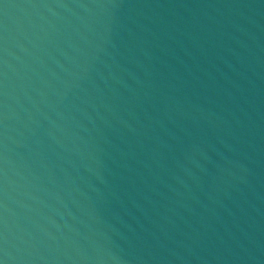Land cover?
I'll use <instances>...</instances> for the list:
<instances>
[{
  "label": "water",
  "instance_id": "obj_1",
  "mask_svg": "<svg viewBox=\"0 0 264 264\" xmlns=\"http://www.w3.org/2000/svg\"><path fill=\"white\" fill-rule=\"evenodd\" d=\"M0 264H264V0H0Z\"/></svg>",
  "mask_w": 264,
  "mask_h": 264
}]
</instances>
